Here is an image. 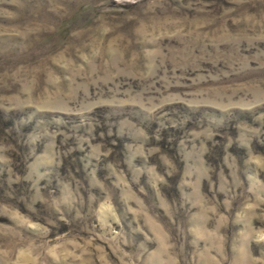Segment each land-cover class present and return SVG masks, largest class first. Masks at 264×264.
<instances>
[{
  "label": "rangeland",
  "instance_id": "374dc122",
  "mask_svg": "<svg viewBox=\"0 0 264 264\" xmlns=\"http://www.w3.org/2000/svg\"><path fill=\"white\" fill-rule=\"evenodd\" d=\"M0 264H264V0H0Z\"/></svg>",
  "mask_w": 264,
  "mask_h": 264
}]
</instances>
